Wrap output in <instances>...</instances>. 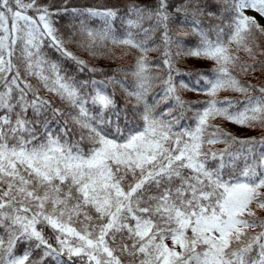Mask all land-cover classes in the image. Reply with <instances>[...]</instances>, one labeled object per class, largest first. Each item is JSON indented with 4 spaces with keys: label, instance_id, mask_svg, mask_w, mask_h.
Returning a JSON list of instances; mask_svg holds the SVG:
<instances>
[{
    "label": "snow or ice",
    "instance_id": "snow-or-ice-1",
    "mask_svg": "<svg viewBox=\"0 0 264 264\" xmlns=\"http://www.w3.org/2000/svg\"><path fill=\"white\" fill-rule=\"evenodd\" d=\"M249 12L264 0H0V264H264Z\"/></svg>",
    "mask_w": 264,
    "mask_h": 264
},
{
    "label": "rangeland",
    "instance_id": "rangeland-1",
    "mask_svg": "<svg viewBox=\"0 0 264 264\" xmlns=\"http://www.w3.org/2000/svg\"><path fill=\"white\" fill-rule=\"evenodd\" d=\"M249 15H253V16H257V14L255 12H249L248 13ZM257 19L260 20V22L262 24H264V19H261L259 16H257ZM189 64H193L195 66H201V67H206L207 65L205 64H202L201 62H197V61H190ZM228 129L232 132H234L235 134L241 136V137H245V136H254L256 135V132L255 131H250V130H247V129H242V128H238L236 126H233V125H228L227 126Z\"/></svg>",
    "mask_w": 264,
    "mask_h": 264
},
{
    "label": "trees",
    "instance_id": "trees-1",
    "mask_svg": "<svg viewBox=\"0 0 264 264\" xmlns=\"http://www.w3.org/2000/svg\"><path fill=\"white\" fill-rule=\"evenodd\" d=\"M191 62H192V61H191ZM122 63H125V60H117V61L113 64V67H115V66L118 65V64H122ZM190 65H193V64H190ZM100 66H102V67L104 66V63H103L102 61L100 62ZM262 78H264V77H262ZM186 98L195 99L196 97H195L194 94L189 93V94H187ZM255 132H256V135H254V136L259 135V130L255 131Z\"/></svg>",
    "mask_w": 264,
    "mask_h": 264
}]
</instances>
